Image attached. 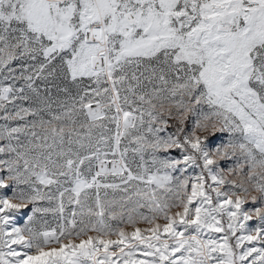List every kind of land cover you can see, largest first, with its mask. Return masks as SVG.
Masks as SVG:
<instances>
[{"label": "snow or ice", "instance_id": "snow-or-ice-1", "mask_svg": "<svg viewBox=\"0 0 264 264\" xmlns=\"http://www.w3.org/2000/svg\"><path fill=\"white\" fill-rule=\"evenodd\" d=\"M0 264H264V0H0Z\"/></svg>", "mask_w": 264, "mask_h": 264}, {"label": "rangeland", "instance_id": "rangeland-1", "mask_svg": "<svg viewBox=\"0 0 264 264\" xmlns=\"http://www.w3.org/2000/svg\"><path fill=\"white\" fill-rule=\"evenodd\" d=\"M236 179L239 181V179H240V178H239V177H237Z\"/></svg>", "mask_w": 264, "mask_h": 264}]
</instances>
